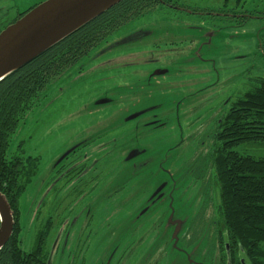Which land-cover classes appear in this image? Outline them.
Instances as JSON below:
<instances>
[{
    "label": "rangeland",
    "instance_id": "obj_1",
    "mask_svg": "<svg viewBox=\"0 0 264 264\" xmlns=\"http://www.w3.org/2000/svg\"><path fill=\"white\" fill-rule=\"evenodd\" d=\"M44 1L0 0V29ZM174 3L207 12L220 2ZM259 78L264 28L253 23L236 29L158 8L115 34L53 82L13 135L8 157L33 159L38 170L21 199L22 249L32 251L41 221L55 215L49 264H201L206 241L186 239L204 193L217 200L208 165L217 126L226 102ZM92 140L85 153L102 151L101 182L63 184L61 158ZM235 150L264 159V145ZM132 152L140 153L128 160ZM162 186L164 198L151 204ZM171 216L184 223L178 241Z\"/></svg>",
    "mask_w": 264,
    "mask_h": 264
},
{
    "label": "trees",
    "instance_id": "obj_2",
    "mask_svg": "<svg viewBox=\"0 0 264 264\" xmlns=\"http://www.w3.org/2000/svg\"><path fill=\"white\" fill-rule=\"evenodd\" d=\"M160 1H122L0 82V192L15 212L16 222L20 199L36 176L37 165L33 159L25 162L17 156L8 157L13 135L53 81L132 22L154 12ZM256 82L252 90L230 102L217 126L216 145L208 162L209 184H213L217 196L213 218L203 217L201 204L189 227L193 234L189 232L186 239L190 244L206 241L203 263L212 259L215 247L213 264H217L220 253L222 262L218 259V264H227L224 246L228 245L232 264H241V259L246 264H264V159L235 150L249 144L264 145V78ZM203 171L198 174L202 175ZM211 227L218 230L220 251L216 246L211 247ZM18 233L15 228L0 250V264H46L40 244L33 254L22 253Z\"/></svg>",
    "mask_w": 264,
    "mask_h": 264
},
{
    "label": "water",
    "instance_id": "obj_3",
    "mask_svg": "<svg viewBox=\"0 0 264 264\" xmlns=\"http://www.w3.org/2000/svg\"><path fill=\"white\" fill-rule=\"evenodd\" d=\"M122 1L124 0H46L39 4L0 32V82ZM161 74L156 72V75ZM105 103L108 101L99 102V104ZM140 115H135L131 119ZM139 153L132 152L128 160L135 158ZM163 188L164 186L155 193V196ZM169 223L173 230L175 229L173 237L178 241L179 234L184 229V223L175 221L174 216L169 218ZM13 228L14 219L11 208L0 193V250L10 240ZM203 242L202 240L197 244ZM202 251L205 254L204 250ZM204 254H202L203 257Z\"/></svg>",
    "mask_w": 264,
    "mask_h": 264
},
{
    "label": "flooded vegetation",
    "instance_id": "obj_4",
    "mask_svg": "<svg viewBox=\"0 0 264 264\" xmlns=\"http://www.w3.org/2000/svg\"><path fill=\"white\" fill-rule=\"evenodd\" d=\"M160 2H161V4L157 7L156 10H158V8H160V9L168 8V9L175 10V11L192 12L194 14H207L209 16V18L212 20V23L215 25H217V23L220 22V23L228 24L230 27H233L236 29H242V28L246 27L247 25L253 23L255 25H258L261 28H264V0H219V2H220V3H218L219 6L218 7H212V9H210L207 12H203V11L198 10V9H190L187 6H178L176 3H174V0H161ZM38 5H36V6H38ZM36 6L31 7L29 9L25 10L24 12L16 13L14 18H12L6 22L4 21L3 26L0 29V32L3 29H5L7 26L15 23L17 20H19L21 17H23L26 13H28L30 10H32ZM0 14H1V11H0ZM53 82H55V81H53ZM231 101L232 100L226 102L227 109L229 108ZM155 124H158V123L156 122ZM160 126H162V125L161 124L157 125V127H160ZM95 142H94V140H92L89 142L86 141L84 143H79L78 145H76L75 147L72 148L73 149L72 151H70L71 149L68 150V152L70 151V153L68 155H66V156L64 155L65 157L63 156L64 157V158L62 157L63 159L61 158L62 160H60V163H59L57 168L61 172L59 177H62L63 184H99V182H101L99 179H97V178H99L98 177L99 175H96V174H99V172L101 171V169L103 167V166H101V162H102L101 152L102 151L96 150L95 148L93 150L91 149V151H92L91 152L92 153L91 158H89V155H90L89 153L88 154L85 153L86 150H88L87 148L90 147L91 145H93ZM66 154H67V152H66ZM70 158H72V160L68 164L63 165V162L66 160H69ZM91 160H92V162L89 163ZM202 169H204V167H201L200 169H198L197 172L194 174L196 177L195 178L196 181H201V180L205 179V176L207 175V171H203ZM201 171H203L204 173L202 175L201 174L199 175L198 173H201ZM197 176H199V177H197ZM86 178H89V179H86ZM163 190H164V188L156 196H155V194L153 195V197L151 198V201H150L151 204H153L156 201L162 200L164 198ZM24 193H25V191L23 192V194ZM23 194H22V196H23ZM2 195H3V197H5V199L7 201L6 196L4 194H2ZM207 196H208V194L205 192L203 195V200H202L203 217H205L207 219L209 218L211 220L213 218V203H215L216 201L209 199ZM21 199H22V197H21ZM21 199H20V207H19V214H18V222H16L15 218H14L15 212L11 210L12 214H13V219H14L13 233H14L15 228H18V230H19L18 235H19V241H20V245H19L20 250L25 255H31V254H33V252L36 251L38 244H40V246L43 248L44 253L46 255V264H49V259H50L49 254L50 253L47 250L46 241L49 238V234L51 233V231L54 227L55 215H50L45 220L41 221L42 222L41 229L38 232L35 245H34L32 251L27 253L22 249V230H23L22 225L23 224L21 223ZM207 219H205V222ZM205 222H204V225H205ZM174 228H175V226H174ZM203 231L201 228V232H203ZM192 234L193 233L190 232V235H192ZM200 235H201V233L199 234V236ZM211 235H212L211 247L216 246V248L218 247L219 251H220V240H219L218 230L211 227ZM189 244H190V241H189ZM224 247H225V253L227 256V262L226 263L232 264V262H231L232 254L230 252V247L228 245H225ZM216 252H215V247H214V252H212L211 255L213 257H215L214 253H216ZM219 255L220 256H218V254H217V258H216L217 264L219 263V261L222 262L221 261L222 260L221 253ZM213 257L211 260H206V262H204L202 264H213V260H214ZM218 259H219V261H218ZM241 264H246L243 259H241Z\"/></svg>",
    "mask_w": 264,
    "mask_h": 264
}]
</instances>
